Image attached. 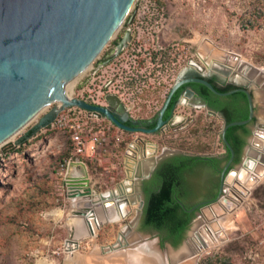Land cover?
<instances>
[{
  "label": "rangeland",
  "instance_id": "rangeland-1",
  "mask_svg": "<svg viewBox=\"0 0 264 264\" xmlns=\"http://www.w3.org/2000/svg\"><path fill=\"white\" fill-rule=\"evenodd\" d=\"M152 11L159 12L163 23L154 39L147 40L151 25L147 14ZM132 12L136 13L132 24L134 41L113 62L100 67V60L114 49V41L127 29ZM153 17L156 19V15ZM191 61L202 65L209 76L220 75L210 73L207 63H215L214 68L224 73L250 71L248 74L258 81L252 87L257 113L252 131L256 123H264V0H135L125 22L95 61L67 86L66 93L91 103L93 99L106 103V94L117 93L134 117L157 116L171 86ZM58 106V101L47 104L0 146V264H94L113 257L114 249L104 253L102 246L118 241L122 227L137 218L142 195L138 194V202L126 205L125 218L103 220L95 236L81 233V216L86 206L93 213L98 211L100 217L105 216L106 207L98 206L100 196L114 190L127 178V172L130 176L131 162L127 157L132 145L131 165L138 168L139 177L146 175L154 156L169 148L217 154L225 150L222 119L210 115L205 108L179 104V100L168 128L156 134L122 133L117 126L111 127L109 119L90 116L87 110L75 106L66 107L50 121ZM61 116L67 120L62 128L54 124ZM75 120L84 129L82 152L77 151L69 126ZM260 129L264 127L257 133ZM252 131L246 145L254 136ZM117 135L122 136L119 142ZM151 142L158 148L151 159L145 160L147 145H155ZM245 156L244 152L229 173L224 197L229 192V179L240 170ZM80 182L86 184L76 191L70 187ZM235 207L228 216L218 208L220 220L229 217L233 228L224 230L220 243L203 250L190 262H180L187 254L175 255L195 225L210 214L209 206L195 212L177 246L169 242L162 245L158 232L143 228L141 219L136 228L127 229V240L131 245L154 243L164 264H205V257L212 254L226 257L230 264H264V178L252 185Z\"/></svg>",
  "mask_w": 264,
  "mask_h": 264
},
{
  "label": "water",
  "instance_id": "water-1",
  "mask_svg": "<svg viewBox=\"0 0 264 264\" xmlns=\"http://www.w3.org/2000/svg\"><path fill=\"white\" fill-rule=\"evenodd\" d=\"M134 3L135 0H0V144L19 131L41 109L54 100L61 101L62 105L58 106L50 121L66 107L76 106L87 110L91 115L109 119L125 131L156 134L168 128L164 115L174 94L185 84L205 85L220 96L244 92L248 100L249 115L246 119L232 122H227L222 112L213 109L208 100L190 86L179 99V104L191 108L202 107L210 115L221 118L223 121L221 137L232 152L222 170L221 187L216 199L199 202L190 209H187L180 201L185 210L197 212L199 209L202 210L206 206L220 202L224 197L226 179L235 169L234 167L230 169L234 152L226 137V132L230 126L248 125L257 117L255 93L252 87L258 81L252 79L248 74L250 71H238L232 74V72L224 73L216 68L211 70L207 67L210 73L214 71L223 78L228 77L230 82L237 85L234 89L220 91L209 80L204 67L191 61L190 66L182 70L171 86L157 114L156 125L151 128L136 127L128 123V107L117 93L106 94L105 104H95L80 97L65 96V87L95 61L125 22ZM135 15L136 13L132 12L129 16L126 22L127 29L121 37L114 41V49L100 60V67L113 62L123 50L129 47L134 38L132 24ZM254 70H260V68H254ZM255 126L257 128L252 131L254 136L249 139L244 151L246 156L240 167L249 165L248 151L258 129L264 127V123L259 122ZM149 144H155L156 149L158 148L156 143ZM177 154L198 157L214 156L209 153L169 148L165 153L151 159L149 167L147 165L146 175L139 177L138 171L136 172V185L127 172V178L117 185L128 182L132 189L137 187L138 194L142 195L139 201V214L133 221L132 227L136 228L138 225L146 204V197L141 187L142 179L148 177L161 160ZM118 202L130 203L127 198L120 199ZM82 224L85 226L83 221ZM93 232L94 230L88 225L85 226L84 231L81 230L84 236L93 235ZM125 243V238L123 241L119 238L113 244L102 246V251L110 252Z\"/></svg>",
  "mask_w": 264,
  "mask_h": 264
},
{
  "label": "bare ground",
  "instance_id": "bare-ground-1",
  "mask_svg": "<svg viewBox=\"0 0 264 264\" xmlns=\"http://www.w3.org/2000/svg\"><path fill=\"white\" fill-rule=\"evenodd\" d=\"M207 64H208L207 67H209L211 70L214 69L215 63L214 64L207 63ZM88 66L85 68V70L88 68ZM74 79H72L68 83V85L70 84L71 86L72 83H74L72 82ZM67 86L65 87L64 92H65V96L68 97L66 93ZM58 102L60 103L61 106L62 102L61 101ZM260 130L261 131L256 134L253 145L250 147L248 151V160L252 163V165H246V166L242 165L240 167V170L237 171V173L233 175L232 178L229 179L228 181L229 184L227 183L229 185V192H227V196L223 197V199L217 203L218 205L209 206L208 210L212 217L209 216L210 214L209 215L206 214L203 218L204 220L200 221V223H197V225H195L189 239L185 242L184 247L175 255V257H180L187 254L184 259L182 260L180 259L181 263L182 261L190 262V260L197 257L203 250L220 243V241L222 240V236L225 232L224 230L227 229L230 230V228L233 225V221L229 217L220 220L218 208L220 207L223 210V213L227 214L228 216V214L231 213L234 207L238 206V204L242 202L245 195L248 193L249 188L264 178V130L263 129ZM15 134L4 140L0 144V146L10 141L15 136ZM147 146H148L147 151H145L144 153L145 160L148 158L151 159L154 156L153 151L155 150V145H147ZM133 150H134V146L132 145L129 150V154H128L129 156L127 157V161L131 162L130 165L128 166V170L131 172L129 178L133 179L136 185V180H137L136 172L138 171V168L137 169L133 168V166L131 165L132 157H130ZM83 184L86 183L84 182L71 183L70 187L74 191H76L81 186L83 187ZM136 188L137 187H134L132 189L131 185L128 182H123L121 185H117L114 190L106 192L103 195H101L100 196L101 205L98 206L101 207V209L106 207L107 213H104L105 216L100 217L98 211L94 209L96 213L95 212L93 213L92 212L93 209L89 210L87 206L85 207V210H83V216H81L82 214L80 216L83 218V223H85V226L88 225L90 226V229L94 230L92 236H95L97 234L99 226L103 224V220H106L107 222H113V221H120L121 219L126 217L127 212L125 210L127 204L123 202L119 203L118 201L120 199L127 198L130 204H134L135 202H138V198L140 197L136 192L137 190ZM132 225L133 222H130L128 225L123 226L121 229L120 238L122 239V241L125 238L126 245L114 249L113 251L116 253L114 256L111 255L113 257H110L109 259L105 258L104 260H97V262H95L94 264H164L165 263L163 256L157 252V248L154 243L134 244V245L129 244L127 240V236L129 234L127 233V229L132 228ZM85 226L81 224L80 227L81 230L84 231Z\"/></svg>",
  "mask_w": 264,
  "mask_h": 264
},
{
  "label": "trees",
  "instance_id": "trees-1",
  "mask_svg": "<svg viewBox=\"0 0 264 264\" xmlns=\"http://www.w3.org/2000/svg\"><path fill=\"white\" fill-rule=\"evenodd\" d=\"M210 81L213 83L212 79H210ZM201 86L202 88L200 89V93L206 98L210 99L211 95H215L206 86ZM215 87L220 91H227L232 88H236L233 85L226 89L219 88L216 85ZM178 97L179 91L174 94L164 116L165 119L170 116L171 111L176 105ZM227 99H230L231 103H237L241 99L246 102L244 112L228 113L223 110L226 115L227 122L242 120L248 117L249 105L247 96L244 92L233 93L227 96ZM211 105H213L212 101ZM238 128H244L247 132H249L246 125H234L230 126L226 133V137L236 153L235 162L240 160V153L243 145L234 140L232 136L234 130ZM182 149L184 150L185 148ZM227 149L230 153V149ZM185 150L192 151V149L188 148ZM194 150L195 149H193V151ZM220 162L221 161L216 157H191L184 154L176 155L162 162L157 170V174L161 177L162 182L157 189L153 190L151 194H148L144 209L142 227L158 232L162 245L167 242L174 246L179 245L195 216V211H187L180 204L181 201L187 209H190L193 206V203L191 204L186 201V198H189L192 192L190 185L185 181V174L188 171H194L195 167L199 168L200 166L210 165L215 167V169L218 168L221 170L222 166ZM184 190L186 191L184 192ZM204 262L205 264H230V261L226 257L222 258L219 254L206 256Z\"/></svg>",
  "mask_w": 264,
  "mask_h": 264
},
{
  "label": "flooded vegetation",
  "instance_id": "flooded-vegetation-1",
  "mask_svg": "<svg viewBox=\"0 0 264 264\" xmlns=\"http://www.w3.org/2000/svg\"><path fill=\"white\" fill-rule=\"evenodd\" d=\"M210 79H212L213 83L219 88L226 89V88H229L231 85L237 87V85L230 82L228 77L222 78L220 76L214 75V76H209V80ZM201 85L202 84H199V83H190V84H185V85L181 86L178 90L179 91V97L177 99L176 105H177L180 97L184 94L186 88L189 86L192 87L198 94H200L201 96L206 98L204 95H202L200 93V89L202 88ZM232 89H234V88H232ZM206 99L208 100L209 105L213 109L222 112L224 115H225V113L223 112V110H225L228 113L244 112L245 105H246V102L243 99L239 100V102H237V103H231L230 99H227V96H220L217 94L211 95L210 99L209 98H206ZM211 101H212L213 105H211ZM176 105H175V107H176ZM174 108L171 111L170 116L167 119H165V117H164L167 125L174 118V113H173ZM212 116H215V115H212ZM216 117H218V116H216ZM225 117H226V115H225ZM127 120H128V123L132 126L151 128V127H154L156 125L157 116L155 115V116H151L149 118H145L143 116L134 117V115L129 114V118ZM254 120H255V118L253 119V121ZM253 121L250 124L246 125V128L249 130V132H247L244 128H238V129L234 130V133L232 135L234 140L238 141V143H240V144H243L242 150L240 153V158H241L242 154L244 153V150H245L244 148H246V146H247L246 142L248 139V135L252 131L251 124L253 123ZM221 139H222V137H221ZM224 146H225V150L221 154L209 153V154H214V156H210V157H216L221 161L220 162L221 166H222L221 170H219L218 168L215 169V167H212L209 165V166H200L199 168L195 167L194 171L186 172L185 181L190 185V189L192 192L190 197L186 198V201L188 203H191V204L193 203V206L199 202L211 201V200H214L218 197L220 187H221V182H222V179H221L222 170H223L224 166L226 165V163L228 162V160L230 159L231 154H232L231 150L229 153V151L227 149L228 147L226 146V144ZM193 152L198 153L199 151H193ZM233 152H234V159H233V162L230 166V169L232 167H234L238 162H240V161L235 162L236 153H235L234 149H233ZM177 155H179V154H177ZM174 156H176V155H173V156H170L164 160H161L158 163V165L156 166V168L154 169V171L148 177H146L142 180L141 187H142V190L144 191L146 201H147L148 194H151V192L153 190L157 189L162 182L161 177L157 174L158 167L160 166V164L162 162H164V161H166V160H168ZM191 157H197V156H191ZM185 191L186 190H184V192ZM143 216H144V213L141 217V220H143Z\"/></svg>",
  "mask_w": 264,
  "mask_h": 264
},
{
  "label": "built area",
  "instance_id": "built-area-1",
  "mask_svg": "<svg viewBox=\"0 0 264 264\" xmlns=\"http://www.w3.org/2000/svg\"><path fill=\"white\" fill-rule=\"evenodd\" d=\"M157 13H159V12L152 11V12L147 14V17L151 20V25H149L150 26V31H148V33H147V36H148L147 40H153L154 39V33L157 30H159L160 27L162 26L163 17L161 15L158 16ZM153 15H156V19L153 17ZM139 16H141V14H139ZM158 17H159V19H158ZM151 18H153V20ZM146 24H148V22ZM134 39H135V34H134V38H133L132 42L134 41ZM131 43H130V45H131ZM93 101H94L95 104H105V103H101L99 101L97 102V100H94V99H93ZM71 109H73V108H71ZM78 109H79V107H78ZM90 116H94V115L90 114ZM65 120H66V118L63 117V116L57 117L56 120L54 121V124L58 125L61 128L65 127L67 125V120L66 121ZM111 124H112L111 127H116V125H114L112 122H111ZM69 126H70V130L73 132L72 136H73V138H74V140L76 142L77 151L78 152H82L84 150V147H85V143H84L85 141H84V138H83L84 129L82 128V125L79 122H77L76 120H75V122H73ZM116 128H118L119 131H122V133L125 132V130H123V129L119 128V127H116ZM93 139L95 141L98 140L97 137H94ZM116 140L118 142L121 141L122 140V136L117 135Z\"/></svg>",
  "mask_w": 264,
  "mask_h": 264
}]
</instances>
